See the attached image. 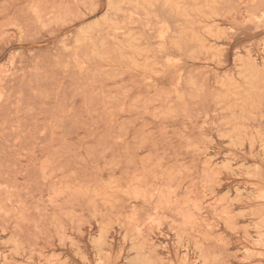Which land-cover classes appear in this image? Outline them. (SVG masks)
<instances>
[{
  "label": "rangeland",
  "instance_id": "1",
  "mask_svg": "<svg viewBox=\"0 0 264 264\" xmlns=\"http://www.w3.org/2000/svg\"><path fill=\"white\" fill-rule=\"evenodd\" d=\"M0 264H264V0H0Z\"/></svg>",
  "mask_w": 264,
  "mask_h": 264
}]
</instances>
